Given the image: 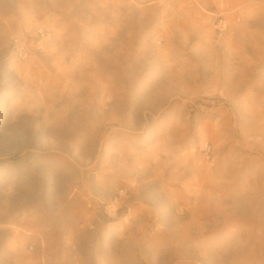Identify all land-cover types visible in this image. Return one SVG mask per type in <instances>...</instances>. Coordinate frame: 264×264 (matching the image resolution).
<instances>
[{"label":"rangeland","instance_id":"1","mask_svg":"<svg viewBox=\"0 0 264 264\" xmlns=\"http://www.w3.org/2000/svg\"><path fill=\"white\" fill-rule=\"evenodd\" d=\"M243 261L264 0H0V264Z\"/></svg>","mask_w":264,"mask_h":264},{"label":"bare ground","instance_id":"2","mask_svg":"<svg viewBox=\"0 0 264 264\" xmlns=\"http://www.w3.org/2000/svg\"><path fill=\"white\" fill-rule=\"evenodd\" d=\"M6 1V0H5ZM247 264V261L240 262L239 264Z\"/></svg>","mask_w":264,"mask_h":264},{"label":"built area","instance_id":"3","mask_svg":"<svg viewBox=\"0 0 264 264\" xmlns=\"http://www.w3.org/2000/svg\"><path fill=\"white\" fill-rule=\"evenodd\" d=\"M223 23V25H225L224 21H221V24Z\"/></svg>","mask_w":264,"mask_h":264}]
</instances>
